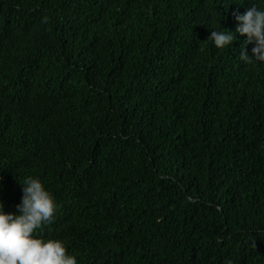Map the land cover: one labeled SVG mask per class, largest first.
I'll return each instance as SVG.
<instances>
[{
    "label": "trees",
    "instance_id": "obj_1",
    "mask_svg": "<svg viewBox=\"0 0 264 264\" xmlns=\"http://www.w3.org/2000/svg\"><path fill=\"white\" fill-rule=\"evenodd\" d=\"M253 3L0 0L5 210L37 175L76 264H264V61L207 38Z\"/></svg>",
    "mask_w": 264,
    "mask_h": 264
},
{
    "label": "clouds",
    "instance_id": "obj_2",
    "mask_svg": "<svg viewBox=\"0 0 264 264\" xmlns=\"http://www.w3.org/2000/svg\"><path fill=\"white\" fill-rule=\"evenodd\" d=\"M234 30L212 28L207 38L219 49L230 46L236 33L252 42L251 55L241 50L244 61H264V6L253 3L245 11L235 13ZM225 29V30H221ZM21 185L22 195L15 204L16 211H6L0 200V264H76L65 248L53 238L38 233L43 223L51 221L56 209L53 193L37 175H26ZM226 264H232L226 259Z\"/></svg>",
    "mask_w": 264,
    "mask_h": 264
}]
</instances>
